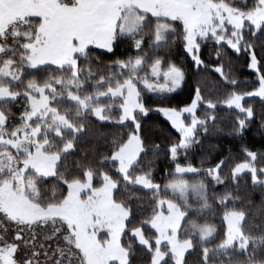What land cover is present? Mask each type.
I'll use <instances>...</instances> for the list:
<instances>
[{
    "label": "snow or ice",
    "instance_id": "snow-or-ice-1",
    "mask_svg": "<svg viewBox=\"0 0 264 264\" xmlns=\"http://www.w3.org/2000/svg\"><path fill=\"white\" fill-rule=\"evenodd\" d=\"M175 45L219 82L150 106L146 92L187 83ZM240 60L254 80L237 78ZM150 113L177 131L166 149ZM256 124L264 134V0H0V264H264V146L237 158L211 142Z\"/></svg>",
    "mask_w": 264,
    "mask_h": 264
},
{
    "label": "trees",
    "instance_id": "trees-1",
    "mask_svg": "<svg viewBox=\"0 0 264 264\" xmlns=\"http://www.w3.org/2000/svg\"><path fill=\"white\" fill-rule=\"evenodd\" d=\"M212 44L209 42L208 46L204 48L203 55L206 59H208V52L211 50ZM171 52L170 59L176 61L186 70V78L187 83L182 87V89H178L176 93L170 94L169 97L165 100H161L158 96H153L149 94H145V103L149 104L150 106H155L156 104H173L180 106L184 103H189V97L194 94V88L197 83H201V77H207V81L201 83L202 89L205 87V83H207L208 87H211L212 81L219 82V78L216 73L211 71H201L197 72L192 64L191 57L185 54L182 47L179 45L173 46L172 49L169 50ZM120 54V53H118ZM163 54V52L161 53ZM208 62H211L209 60ZM235 67L233 69L235 75L238 79H255L253 71L246 68L244 65V61L240 60L238 62L234 61ZM246 90H250V85L243 86ZM207 94V93H206ZM248 103L253 104L256 107H259V98L255 99H247ZM15 110V109H14ZM218 115L221 116L223 119L221 121V126L225 128V132H227L228 128L230 127L231 120L234 118L235 113L228 110L226 107L222 106L219 111ZM147 125V129L149 134L152 138V142L159 143L162 149H166L167 145L172 142L174 139L177 138V131L171 126V124L159 113H150L149 117L146 121H144ZM117 129H112V131H116ZM211 142L217 143L224 148L227 145H230L232 148L233 155L237 158H242L243 153L241 151V145L247 144L249 147L260 148L264 146V134H261L258 128V124L253 125L252 129L247 133L246 138L244 141H241L238 138L228 137L226 135L220 136L219 139H214ZM208 143V141H206ZM199 155H191L190 158L193 163L199 164L200 160L202 159L204 153L200 150H196ZM159 159L156 160V179L163 184L165 181L163 179L164 175L166 174L165 170L171 169L174 167L168 158V154L166 151H161L156 154ZM215 157V154H212ZM152 154L150 153L146 159H151ZM207 166V164H205ZM192 179L191 176L188 177ZM249 179L245 177V180ZM243 183V181H242ZM213 190H222V188L218 185L217 189ZM260 193L256 191L254 193V199L259 201L260 200ZM221 214L222 209L217 208L216 212V222L219 223L221 221ZM144 264H147V253H144Z\"/></svg>",
    "mask_w": 264,
    "mask_h": 264
},
{
    "label": "rangeland",
    "instance_id": "rangeland-1",
    "mask_svg": "<svg viewBox=\"0 0 264 264\" xmlns=\"http://www.w3.org/2000/svg\"><path fill=\"white\" fill-rule=\"evenodd\" d=\"M145 94H149V95H153V96H156V95H154V94H152V93H145ZM170 95V94H169ZM166 119V118H165ZM170 123V122H169ZM217 187H218V185L215 187V189H217Z\"/></svg>",
    "mask_w": 264,
    "mask_h": 264
}]
</instances>
